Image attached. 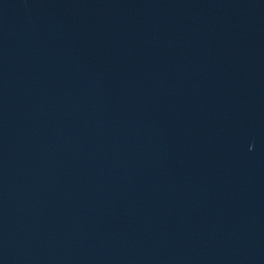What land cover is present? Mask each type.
<instances>
[{
  "label": "water",
  "instance_id": "water-1",
  "mask_svg": "<svg viewBox=\"0 0 264 264\" xmlns=\"http://www.w3.org/2000/svg\"><path fill=\"white\" fill-rule=\"evenodd\" d=\"M0 264H264V0H0Z\"/></svg>",
  "mask_w": 264,
  "mask_h": 264
}]
</instances>
